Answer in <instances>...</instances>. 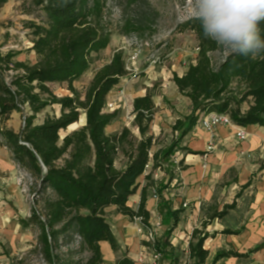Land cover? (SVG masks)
I'll list each match as a JSON object with an SVG mask.
<instances>
[{
	"label": "trees",
	"instance_id": "16d2710c",
	"mask_svg": "<svg viewBox=\"0 0 264 264\" xmlns=\"http://www.w3.org/2000/svg\"><path fill=\"white\" fill-rule=\"evenodd\" d=\"M9 1L0 0V11ZM31 1L26 13L35 17L26 23L31 37L28 50L35 53L37 61H19V52L3 53L0 45V138L12 160L36 181L40 197L29 218L19 220L20 225L38 229L35 251L47 264H73L58 254L60 240L70 237L80 238V250L90 254L86 264H104L103 242L109 243L114 253L122 252L116 264H135L107 211L115 208L118 214L139 221L149 230L148 198L155 196L163 226L152 241L143 245L160 254L158 264H180L186 251L181 253L170 239L183 222L188 206L185 199L178 202L183 194L181 173L188 169L185 156L203 154L182 144L200 117L211 113L227 115L238 127H264V55L246 58L227 53L214 66L210 55L222 49L204 38L198 21L188 20L183 30L196 35L199 55L182 77L173 74L172 83L189 100L191 111L172 126L170 143L157 148L159 139L151 127L158 107L150 91L133 101V125L138 136L128 127L112 134L106 132L120 115L118 111L106 112V105L109 94L129 74L124 51H116L111 61L97 71L84 96L74 85L111 42L112 32L103 24L105 0ZM136 30L128 22L124 33ZM52 84L66 85L70 95H57ZM54 107L59 108L60 115L47 114L36 123L38 116ZM14 112L23 117L19 132L7 126ZM82 114L86 125L62 138L61 132L77 125ZM178 152L184 153L179 161ZM120 156L125 159L123 168L116 166ZM142 177L145 185L141 201L131 207L130 198L140 189ZM238 182L235 177L224 185ZM255 192L252 178L221 211L216 201L202 206L205 219L193 231L187 264H207L210 252L204 245L210 237L205 231L208 225L228 217L237 209L238 200L248 208L256 198ZM40 202L43 208L39 211L36 206ZM243 229L225 228L221 234L240 235ZM262 249L264 242L246 254L232 247L221 248L210 264L229 258L250 261L251 254Z\"/></svg>",
	"mask_w": 264,
	"mask_h": 264
},
{
	"label": "rangeland",
	"instance_id": "374dc122",
	"mask_svg": "<svg viewBox=\"0 0 264 264\" xmlns=\"http://www.w3.org/2000/svg\"><path fill=\"white\" fill-rule=\"evenodd\" d=\"M31 2V0H10L1 9L0 45L3 46L1 52L6 53L8 50H14L20 53L17 60L35 63L37 61L35 53L28 50L31 46V37L29 36L30 31L26 29V23L29 20H34L35 17L26 13ZM105 2L103 24L112 32L111 42L108 48L96 57L91 68L74 85L84 96L97 71L111 61L116 51H124L126 58L140 54L132 72L122 79L110 93L108 100L113 107L106 109V112L118 111L120 115L118 120L107 128L106 132L112 134L128 127L133 134L138 136V130L133 125V101L150 91L154 95L153 100L158 107L151 131L159 139L157 148H161L170 143L172 126L175 122L187 116L191 111L189 100L183 97L172 83L173 74L184 75L189 65L195 63L197 55H199L196 35L190 30H183L184 24L190 20L185 12L187 0H105ZM128 22H132L138 30L125 34ZM226 55L224 50L212 53L210 56L214 66L218 65ZM50 86L59 96L70 95L66 85L52 84ZM47 114L60 115V110L58 107L48 109L44 114L38 116L36 123H41ZM12 124L14 125L12 129L16 132H19L23 126L19 117ZM85 124L86 116L82 114L77 125L70 126L68 130L61 132L62 138ZM197 142H201L200 136L195 137L191 134L182 145L192 147L194 151H197L202 148L200 147L201 143L197 145ZM215 151L214 144L209 140L203 150L204 156ZM183 157L184 153L178 152L176 160L179 161ZM186 159L192 162L193 169L181 173L183 193L188 188H196L199 183H202L206 178H211L215 173L207 161L203 164V169L196 170L194 164L195 160L199 159L197 156H187ZM124 165L125 159L120 156L116 166L123 168ZM200 170L204 175L201 179L197 175L200 174ZM236 174V171L230 172L228 180L232 181ZM24 179L27 186V193H24L27 200V205H25L28 209L30 208L26 218H29L34 202L40 197L36 193V181L28 174L24 175ZM139 182L141 187L138 192L145 185L144 177L139 179ZM222 182L224 184L227 180ZM23 185L22 183L20 185L22 189ZM223 191L224 187L220 190L219 200L223 197ZM1 195L4 197H0V204L6 198V194ZM231 200L232 198L229 201ZM42 206L43 203L40 202L36 208L40 211ZM4 212L0 205V264H47L41 253L35 251L39 235L38 229L35 226L23 228L19 223L20 217L15 215V218H10ZM107 212L115 231L118 228L121 229L123 223L118 222L119 215L116 209L111 208ZM14 221H18L19 225L14 224ZM182 229V224H180L175 232V238L171 239L181 253L184 251L186 240L182 241L176 236H182ZM137 236H141V242L146 241L147 230L141 224L138 227ZM60 242L62 247L58 254L63 258L70 260L73 264L87 263L90 254L80 250V238H62ZM122 245L125 247L124 243ZM185 250H188V247ZM186 257L185 254L183 259L181 258L182 262L186 261ZM142 259L146 264H152L148 257H142Z\"/></svg>",
	"mask_w": 264,
	"mask_h": 264
},
{
	"label": "crops",
	"instance_id": "0c3cea01",
	"mask_svg": "<svg viewBox=\"0 0 264 264\" xmlns=\"http://www.w3.org/2000/svg\"><path fill=\"white\" fill-rule=\"evenodd\" d=\"M19 61L23 60L20 59ZM143 96L145 95L139 97ZM17 117L20 118L23 125L22 115L20 116V113L14 112L7 122L8 128L14 126L12 123ZM238 131H244L248 134V139L246 141H240L236 136ZM191 134L195 137L200 136L201 142H197V145L201 143L200 147L202 148L195 152H202L203 154L187 156L199 157L198 160H195L196 162L194 164L196 170L203 169V164L207 161L211 164L210 168L215 173L212 174L211 178H206L202 183H199L196 188H188L182 194V197L178 198V202L180 203L185 199L184 203H187L189 208L188 206L186 207L185 217L181 223L183 227L182 236H176V238L182 239V241L186 240L183 250L186 251L185 254L187 255V250L185 249L191 243L193 231L196 228H200L201 222L205 219V215L201 211L202 206L216 201L221 211L225 204H231L233 202L236 194L240 192L241 187L253 178L256 185V198L254 202L248 208H245L243 202L238 200L236 210L232 211L223 221L214 220L205 230L210 234V237L204 245V248L210 252V259H208L207 264H210L213 256L221 248L232 247L237 252L246 254L264 242V127L257 125L238 127L231 125L220 126L214 132H207L205 129L196 125L189 135ZM209 140L214 144L216 151L204 156L203 150ZM189 148L193 150L192 147ZM187 156H185V164L188 166L186 171L193 169L192 162L186 159ZM232 171H236L237 174L235 177L239 182L225 186V183L222 184V181L227 180L226 183L231 182L228 178L229 173ZM27 174L12 160L10 150L0 144V197L2 196L1 194H6L5 200L0 205L2 210L5 211L4 214L10 216V218H15L16 215L21 219H26L30 212L28 211L30 208L28 209L26 206L27 200L23 191L27 188L24 181V175ZM197 175L200 179L204 177L201 170L200 174L198 173ZM21 183L24 184L22 186L23 189L20 187ZM222 187H224L223 197L219 200ZM230 198H232L231 201H229ZM140 201L141 190L130 198L129 203L131 207H137ZM148 209L151 212L152 223L158 219L157 204L153 198H148ZM118 215V222L123 223H121L123 225L121 229H116V234L120 242L124 243L129 251L130 258L135 264H146L142 259L144 257L142 255L145 240L141 242V236H137L140 223L138 221H131L126 216ZM13 223L19 225L18 221H14ZM225 228H231L233 230L245 229H243L240 235H223L221 232ZM175 232L171 239L175 238ZM171 239L172 244L176 246ZM100 245L104 256V264H116L118 256L123 255L122 252L114 253L109 243L103 242ZM216 264H264V249L251 254L250 261L229 258L222 259Z\"/></svg>",
	"mask_w": 264,
	"mask_h": 264
},
{
	"label": "clouds",
	"instance_id": "9594fccd",
	"mask_svg": "<svg viewBox=\"0 0 264 264\" xmlns=\"http://www.w3.org/2000/svg\"><path fill=\"white\" fill-rule=\"evenodd\" d=\"M185 12L226 53L264 55V0H187Z\"/></svg>",
	"mask_w": 264,
	"mask_h": 264
},
{
	"label": "built area",
	"instance_id": "2783aa9c",
	"mask_svg": "<svg viewBox=\"0 0 264 264\" xmlns=\"http://www.w3.org/2000/svg\"><path fill=\"white\" fill-rule=\"evenodd\" d=\"M139 55L140 54H134V55L126 58V70L128 71V73L132 72L135 64L138 61ZM112 107H113L112 104L109 103V101H108L107 105H106V109L112 108ZM230 119L231 118H229L227 115H224V114L211 113L208 115L201 116L197 125L203 129H205L208 132H214L220 126H231V125H233L231 123ZM1 131H2V127L0 126V132ZM236 136L240 141H246L248 139V134H246L244 131H238L236 133ZM0 144L4 145V141L2 138H0ZM23 191H24V193H27V189H25ZM153 199L156 201L155 196ZM185 206H187V205L185 204ZM151 226H152L151 229H149V230L146 229L147 230L146 242L152 241L156 232L163 225H161V220L158 218L156 221L151 223ZM142 256H144L145 258L148 257L152 264H158V262L161 258L160 254H157V253L151 251L148 247H145V246H144V251H143ZM180 264H187V262L181 261Z\"/></svg>",
	"mask_w": 264,
	"mask_h": 264
},
{
	"label": "water",
	"instance_id": "95a60500",
	"mask_svg": "<svg viewBox=\"0 0 264 264\" xmlns=\"http://www.w3.org/2000/svg\"><path fill=\"white\" fill-rule=\"evenodd\" d=\"M86 125V124H85ZM84 127V126H83Z\"/></svg>",
	"mask_w": 264,
	"mask_h": 264
}]
</instances>
